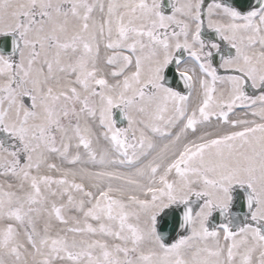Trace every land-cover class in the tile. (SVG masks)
<instances>
[{
    "label": "snow or ice",
    "instance_id": "1",
    "mask_svg": "<svg viewBox=\"0 0 264 264\" xmlns=\"http://www.w3.org/2000/svg\"><path fill=\"white\" fill-rule=\"evenodd\" d=\"M0 177V264H264V0H0Z\"/></svg>",
    "mask_w": 264,
    "mask_h": 264
},
{
    "label": "bare ground",
    "instance_id": "2",
    "mask_svg": "<svg viewBox=\"0 0 264 264\" xmlns=\"http://www.w3.org/2000/svg\"><path fill=\"white\" fill-rule=\"evenodd\" d=\"M26 98H27V97H26ZM26 98H25V103H26V104H30L31 101H30L29 103H27V102H26ZM257 107H259V105H257ZM237 112H238L239 115H241V116L243 115V110L238 109ZM249 118H252V117L249 116ZM2 181H3V177H0V182H2Z\"/></svg>",
    "mask_w": 264,
    "mask_h": 264
},
{
    "label": "water",
    "instance_id": "3",
    "mask_svg": "<svg viewBox=\"0 0 264 264\" xmlns=\"http://www.w3.org/2000/svg\"><path fill=\"white\" fill-rule=\"evenodd\" d=\"M117 117H118V121H119V125H124L126 124L125 121H123L122 119L119 118V113L117 112ZM246 210V209H245Z\"/></svg>",
    "mask_w": 264,
    "mask_h": 264
},
{
    "label": "rangeland",
    "instance_id": "4",
    "mask_svg": "<svg viewBox=\"0 0 264 264\" xmlns=\"http://www.w3.org/2000/svg\"><path fill=\"white\" fill-rule=\"evenodd\" d=\"M26 102L29 103L30 102V98H26Z\"/></svg>",
    "mask_w": 264,
    "mask_h": 264
},
{
    "label": "flooded vegetation",
    "instance_id": "5",
    "mask_svg": "<svg viewBox=\"0 0 264 264\" xmlns=\"http://www.w3.org/2000/svg\"><path fill=\"white\" fill-rule=\"evenodd\" d=\"M168 1V0H167Z\"/></svg>",
    "mask_w": 264,
    "mask_h": 264
}]
</instances>
